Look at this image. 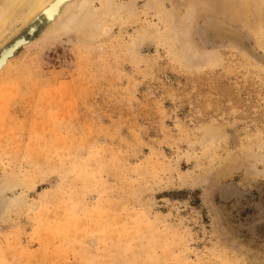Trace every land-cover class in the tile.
Instances as JSON below:
<instances>
[{"label": "rangeland", "instance_id": "rangeland-1", "mask_svg": "<svg viewBox=\"0 0 264 264\" xmlns=\"http://www.w3.org/2000/svg\"><path fill=\"white\" fill-rule=\"evenodd\" d=\"M92 8L0 71V264H264L253 18L209 0ZM214 21L235 38L216 44Z\"/></svg>", "mask_w": 264, "mask_h": 264}, {"label": "bare ground", "instance_id": "bare-ground-1", "mask_svg": "<svg viewBox=\"0 0 264 264\" xmlns=\"http://www.w3.org/2000/svg\"><path fill=\"white\" fill-rule=\"evenodd\" d=\"M99 1L100 0H0V71H3L8 63L13 60L21 50L31 46L33 42L56 38L59 34L72 32L77 29L82 25L87 14L92 13V6ZM209 1L218 3L222 6L226 13L230 14V17H228L233 24L237 22L240 17L246 20L248 17L253 18L254 23L257 24L258 28L261 30V36L264 39V0ZM243 8H245L246 11L240 16L239 9ZM213 23L217 25L212 31L214 34L212 39L216 44H221L224 43L225 40L235 38L232 33L223 30L221 23L218 21H214ZM255 60H260L264 63V57H257ZM258 64H260V62ZM227 187L234 188L233 186ZM225 188L223 189L224 195ZM226 198H228V196H226Z\"/></svg>", "mask_w": 264, "mask_h": 264}, {"label": "water", "instance_id": "water-1", "mask_svg": "<svg viewBox=\"0 0 264 264\" xmlns=\"http://www.w3.org/2000/svg\"><path fill=\"white\" fill-rule=\"evenodd\" d=\"M222 194H223V192H222ZM223 196L226 198V196L223 194Z\"/></svg>", "mask_w": 264, "mask_h": 264}]
</instances>
